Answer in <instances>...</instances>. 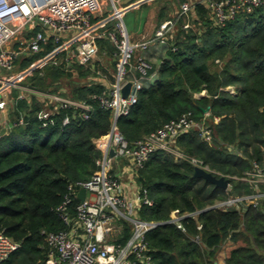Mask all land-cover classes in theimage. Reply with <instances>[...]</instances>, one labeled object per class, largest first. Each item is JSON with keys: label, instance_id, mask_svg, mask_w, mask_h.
Returning <instances> with one entry per match:
<instances>
[{"label": "trees", "instance_id": "1", "mask_svg": "<svg viewBox=\"0 0 264 264\" xmlns=\"http://www.w3.org/2000/svg\"><path fill=\"white\" fill-rule=\"evenodd\" d=\"M177 10L169 15L159 8V21L169 16L176 22L171 39L175 49L168 43L162 47L164 53L152 62L154 79L142 80L137 101L117 117L116 124L133 142L190 111L194 121L211 128V135L205 139L193 126L173 139L183 157L156 149L137 168L140 194L151 199V203L141 201L137 213L158 223L145 232L150 262L135 259L132 264H215L224 242L230 244L224 264H264V181L255 187L242 178L254 161L264 164V4L219 24L199 3L189 28H182ZM51 45L20 56L15 69L25 67ZM98 47L115 69V45L100 37ZM58 59L34 68L21 83L84 100L91 107L87 117L80 108L59 107L52 122L42 125L36 114L42 101L33 94L17 98L18 88H11L9 120L22 116L24 122L0 132V230L20 246L0 264H44L48 247L41 230L68 227L56 206L69 182L88 179L98 168L101 150L95 140L111 125V110L96 98L105 86L94 78L98 68L107 73L106 66L97 60L94 65L66 66ZM201 90L205 93L197 96ZM190 157L228 177L229 187L192 176ZM257 192L261 195L255 203L215 205L230 195ZM173 210L183 214L180 227L171 220ZM130 234L131 224L124 220L119 241L125 242Z\"/></svg>", "mask_w": 264, "mask_h": 264}, {"label": "built area", "instance_id": "2", "mask_svg": "<svg viewBox=\"0 0 264 264\" xmlns=\"http://www.w3.org/2000/svg\"><path fill=\"white\" fill-rule=\"evenodd\" d=\"M199 3L209 9L215 22L223 24L240 12H249L264 4V0H182L176 15L181 17L182 28L192 25L193 9ZM136 4L138 1L0 0V112L6 108V95L11 88L21 87L24 91L35 92L42 101L36 113L42 125L52 122L51 115L59 107L80 108L81 115L87 117L90 103L19 81L34 68L57 60L59 55L61 59L58 60L66 66L74 63L93 65L100 37H107L116 47L115 78L96 96L100 105L109 108L112 113L108 132L95 140V146L101 150L98 168L88 179L67 184L56 211L68 227L57 231L41 230L48 247L44 264H132L135 259L150 262V255L146 253L145 232L154 222L140 218L137 209L141 201L151 203V199L140 194L135 181L136 170L156 149L168 150L176 157H183L184 154L173 144V139L193 126L199 128L203 138L210 139L211 128L194 121L190 111L164 122L133 142H129L119 130L117 117L126 114L137 101L142 80L148 79L152 67L146 56L136 50L145 49L154 40L171 44L175 49L171 39L175 34L176 22L172 18L159 23L153 36L132 39L122 17L127 9ZM105 10L109 13L104 15L102 12ZM37 26L42 28L35 30ZM47 43L52 44L50 49L35 56L17 72L14 71L20 56L34 55L43 50ZM94 78L98 79V76ZM127 81H131V86L128 93L123 95L122 86ZM24 96L25 93L21 92L16 97ZM0 121L5 123L6 116L0 117ZM67 121L68 117L65 116L63 122ZM23 122V117L19 116L10 125ZM110 149H113V154H110ZM119 160L125 163L126 175L115 166ZM190 160L194 165L209 169L198 158L190 157ZM242 178L257 187V183L264 180V164L254 161L252 170ZM80 188L85 189L83 199L77 194ZM259 195L260 192L254 195H230L226 205L242 200L255 203ZM181 216L183 214L177 210L171 212V220L179 227ZM124 220L130 222L131 234L125 242H121L119 238ZM19 246V241L0 230V262Z\"/></svg>", "mask_w": 264, "mask_h": 264}, {"label": "crops", "instance_id": "3", "mask_svg": "<svg viewBox=\"0 0 264 264\" xmlns=\"http://www.w3.org/2000/svg\"><path fill=\"white\" fill-rule=\"evenodd\" d=\"M122 1L123 2H134V3L138 1V4L133 6V7H138L143 2L150 3L151 0H122ZM133 7H131V8H133ZM178 7H179V5H178ZM106 13H107L106 10L104 11V13L102 12V14H104V15ZM169 15H171V14H169ZM96 16H100V15L97 14ZM168 18H170V17L168 16V17H166V18H164V19L159 21L158 17H157V14H156V16H155V19H156L155 23L156 24L154 25V23H153L154 22V17H153L152 14H149L148 18L143 23L141 31L140 32L133 31V32H131L129 34L132 37V39H139V38H142V37H145V38L151 37V36H153L154 30L159 25V23H161L163 20L168 19ZM180 19H181V17H180ZM109 24H111V21L109 22ZM164 45H166V42H161L160 40H154V41L150 42L149 45L145 49H142V50L141 49H137L136 52H142L146 56V58L151 62V65H152V62L153 63L157 62L160 59V57L162 56V54L164 53V51L162 49V47ZM102 52L105 54V51H102ZM98 53H99V50H98ZM103 53H99V54L103 55ZM114 59L116 60L115 54H114ZM94 60H97V61L103 63L100 58L95 56L93 58V60H92L93 65H94ZM96 71H97V75H98V80L100 82H102L104 86L106 84L109 85L115 78V76H114L115 69H114L113 73L108 72V69H107V73H105L104 71L101 70V68H98ZM110 77H112V78H110ZM154 77H155V71L151 70L150 71V76L148 77V79L150 81H152L154 79ZM16 88H18L16 96L18 95V93H21V92L23 93L24 92L25 95L33 94L38 99V94H36L35 92H33V91H24V89L21 88V87H16ZM10 92L7 93V95H6V98L8 99V100L6 99V101H7L6 108L2 112H0V117L6 116L7 121L5 123L0 121V128L5 127V129H6V128L9 127L10 123L13 122V120H9V110H10V104H11V101H12V96H11V98L10 97L8 98L7 96L11 95ZM117 162H118V164H115V166L118 168V170H120V172L122 171V173H123L125 171L124 170L125 163L123 161L120 162V160L117 161ZM123 175H126L125 172H124ZM128 187H129V191L131 192V187L130 186H128ZM215 264H217V261H215Z\"/></svg>", "mask_w": 264, "mask_h": 264}, {"label": "rangeland", "instance_id": "4", "mask_svg": "<svg viewBox=\"0 0 264 264\" xmlns=\"http://www.w3.org/2000/svg\"><path fill=\"white\" fill-rule=\"evenodd\" d=\"M179 5V0H151L150 3L147 2H143L141 3L138 7H133L130 9H127L122 17L123 22L125 24V27L127 29V31L129 33L135 31V32H140L143 26L144 21L148 18L149 14H152L154 17V25L155 23V16L159 10L160 7H164V9L166 10V12L168 14H172L173 11L178 7ZM211 14V12H210ZM42 27L37 26L36 29H40ZM96 57L100 58L101 61L104 63V65L107 67L108 72L113 73L114 72V68L107 62V57L105 55L99 54L97 53ZM19 69H15L14 71H18ZM115 73V72H114ZM19 82H22L19 81ZM233 91H235V89H233L232 87L230 88ZM200 93H205V90H201L200 92L196 93V95H202ZM8 98H11L10 96H7ZM7 99V98H6ZM8 100V99H7ZM6 107V105H5ZM121 162V161H120ZM122 178H125V176H123ZM264 181V180H262ZM226 200H217L215 205H218L220 207H225L226 205ZM230 248V244L229 242H224L220 247H219V251L216 255V261L217 264H224L223 263V259L224 256L226 255L227 251Z\"/></svg>", "mask_w": 264, "mask_h": 264}, {"label": "water", "instance_id": "5", "mask_svg": "<svg viewBox=\"0 0 264 264\" xmlns=\"http://www.w3.org/2000/svg\"><path fill=\"white\" fill-rule=\"evenodd\" d=\"M131 86V81H127L123 86H122V93L123 95H126L130 89ZM203 94V93H201ZM204 111L208 110V107L203 108ZM5 130V127H2L0 129V132L2 133ZM110 154H113V149H110ZM192 176H201L206 180H209L210 182H212L214 185L216 186H220L224 189H227L229 187V178L226 177L223 174L220 175H216L214 172H212L209 169H206L200 165H194L193 167V172H192ZM84 193H85V189L84 188H80L79 191L77 192L78 196L83 199L84 197ZM158 223V222H154Z\"/></svg>", "mask_w": 264, "mask_h": 264}]
</instances>
